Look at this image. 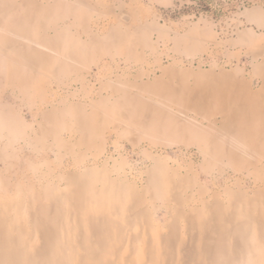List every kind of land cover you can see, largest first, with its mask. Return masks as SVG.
<instances>
[{"label": "rangeland", "instance_id": "374dc122", "mask_svg": "<svg viewBox=\"0 0 264 264\" xmlns=\"http://www.w3.org/2000/svg\"><path fill=\"white\" fill-rule=\"evenodd\" d=\"M0 264H264V0H0Z\"/></svg>", "mask_w": 264, "mask_h": 264}, {"label": "bare ground", "instance_id": "6f19581e", "mask_svg": "<svg viewBox=\"0 0 264 264\" xmlns=\"http://www.w3.org/2000/svg\"><path fill=\"white\" fill-rule=\"evenodd\" d=\"M257 14H258V15H257ZM257 14H254V13L252 14V13H250V14L247 15V17H248L251 21H257V20L260 19V14H259V13H257ZM15 258H17V257H15ZM14 262L16 263V262H17V259H15Z\"/></svg>", "mask_w": 264, "mask_h": 264}]
</instances>
